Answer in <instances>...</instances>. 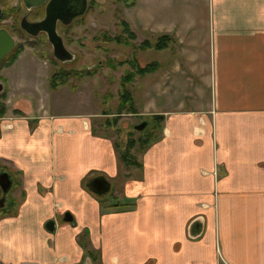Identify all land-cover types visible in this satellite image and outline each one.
Instances as JSON below:
<instances>
[{
  "label": "crops",
  "instance_id": "1",
  "mask_svg": "<svg viewBox=\"0 0 264 264\" xmlns=\"http://www.w3.org/2000/svg\"><path fill=\"white\" fill-rule=\"evenodd\" d=\"M129 2L171 39L131 89L159 137L126 166L89 112L0 117V264H264V0Z\"/></svg>",
  "mask_w": 264,
  "mask_h": 264
},
{
  "label": "rangeland",
  "instance_id": "2",
  "mask_svg": "<svg viewBox=\"0 0 264 264\" xmlns=\"http://www.w3.org/2000/svg\"><path fill=\"white\" fill-rule=\"evenodd\" d=\"M88 3L84 24L71 25L61 35L64 46L74 56V62L55 59L45 40L35 38L36 43L28 39L21 41L23 50L11 66L0 69L3 84L0 107L4 106L3 115L39 113L45 108L52 112H89L92 114V128L110 136L118 153L130 141L151 133L147 115L135 116V107L134 112H129L126 110L128 105L123 107L124 110L118 109L121 91L125 88L131 92L138 87L140 80L135 76L131 83L122 84V77L134 70V61L140 66L149 61H162L166 52L142 47L146 37L141 30L133 38L122 31L120 21L131 12L129 0H88ZM115 36H121L120 43L111 40ZM120 61L123 63L118 64ZM58 69L75 74L52 91L48 78ZM82 70L93 73L80 75ZM133 92L139 102L135 90ZM142 121L147 122L146 126L141 130L134 129ZM136 146L130 149L133 155L137 154ZM8 195L10 198L11 192Z\"/></svg>",
  "mask_w": 264,
  "mask_h": 264
},
{
  "label": "flooded vegetation",
  "instance_id": "3",
  "mask_svg": "<svg viewBox=\"0 0 264 264\" xmlns=\"http://www.w3.org/2000/svg\"><path fill=\"white\" fill-rule=\"evenodd\" d=\"M48 1L49 0H0V34L4 32L12 40V46L0 59V69L7 66V60L15 49L21 48L20 52L23 50L21 41L26 39L33 40L34 43L37 42L35 38H38V41L45 40L52 52V46L47 39L46 33L38 27V23L45 15V8ZM53 1L63 6V9L59 13V18L55 20V30L63 44L64 41L61 35L65 33L68 27L71 25L80 26L84 24V18L89 10V3L88 0ZM66 21L68 22L66 23ZM0 37H2V35H0ZM64 45L65 44H63V46ZM69 57L70 58L63 57L55 59L62 62H74V56L70 52ZM1 87H3L2 82H0V90ZM5 208H1L0 210Z\"/></svg>",
  "mask_w": 264,
  "mask_h": 264
},
{
  "label": "trees",
  "instance_id": "4",
  "mask_svg": "<svg viewBox=\"0 0 264 264\" xmlns=\"http://www.w3.org/2000/svg\"><path fill=\"white\" fill-rule=\"evenodd\" d=\"M120 24L122 25V31L125 32L127 35H129L130 38L135 37V34L129 29L128 24L125 22V20L121 19ZM121 36H115L113 39V41H116L118 43L121 42ZM170 37L167 35H160L158 36L155 41L153 43L145 40L142 42V47L146 48H153L155 50H161L163 48H165L167 46V44L170 41ZM21 48L15 49L12 53V55H10L9 59L7 60L6 65H11L13 63V61L17 58L19 52H20ZM133 62V61H132ZM123 62H118V64H121ZM134 70H132L131 72H127L123 77H122V84H129L133 81L135 76H144L147 73H151L154 70H156L158 68V65L156 63H147L144 66H140L136 61H134L132 63ZM93 72L90 70H82L80 72V75L85 74V75H89L92 74ZM71 74H75V72H71V71H66L63 69H58L54 72H52L48 78V86L50 88V90H56L59 86H61L62 84H64L67 80V78L71 75ZM124 86V85H123ZM119 98H120V104H119V110H124V106L128 105L127 107V111L129 112H134V106H133V100H132V96H131V92L128 91L127 89H123V91H121V93L119 94ZM5 109L4 106L1 105L0 107V117L3 115ZM148 120L150 122V134H148V136H145V138L142 139H138V140H132L130 141L128 144H126V147L124 148V150L122 152H118V158L119 160L124 163L126 166H139V163L136 161V159L134 158V156L130 153V149L133 148L136 144V149L138 152L143 151L147 145H149V143L153 142L154 140L158 139L159 134L158 131L160 129V123L162 120V116L161 115H153V116H149L147 117ZM152 131L155 132L152 133ZM11 207L8 206L5 209L0 210V215H7L10 212Z\"/></svg>",
  "mask_w": 264,
  "mask_h": 264
},
{
  "label": "water",
  "instance_id": "5",
  "mask_svg": "<svg viewBox=\"0 0 264 264\" xmlns=\"http://www.w3.org/2000/svg\"><path fill=\"white\" fill-rule=\"evenodd\" d=\"M62 9H63V6H61L58 2L49 0L46 4L45 15L43 19L38 23V27L46 33L47 39L52 46V54L57 59H60L63 57L70 58L69 52L63 46L61 39L57 35L56 30H55V20L56 18H59V13L61 12ZM67 22L68 21H66V23ZM0 35H2V37H0V59H1V57L12 46V40L4 32ZM146 124H147L146 121H142L136 124L134 126V129L141 130L146 126ZM106 185H107L106 181L101 178H96L90 183L91 189L98 193L105 191L107 188ZM10 186H11V178L9 174L6 171L1 170L0 171V191H1L0 209L6 206V196L10 189ZM46 228L48 230H52L53 221H48L46 223Z\"/></svg>",
  "mask_w": 264,
  "mask_h": 264
}]
</instances>
